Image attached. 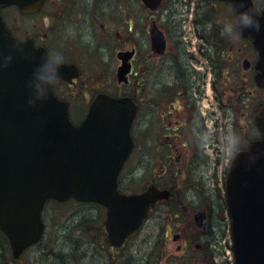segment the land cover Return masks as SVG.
Returning <instances> with one entry per match:
<instances>
[{
	"label": "flooded vegetation",
	"instance_id": "1",
	"mask_svg": "<svg viewBox=\"0 0 264 264\" xmlns=\"http://www.w3.org/2000/svg\"><path fill=\"white\" fill-rule=\"evenodd\" d=\"M252 2L260 15L264 2L262 7ZM234 16L231 4L218 0H43L28 14L16 6L0 8L16 40L62 54L66 72L53 94L67 106L74 126L85 121L100 96L136 108L134 149L117 192L135 196L154 187L169 195L151 208L139 233L117 248L108 241L107 209L80 204L94 210L92 233L110 250L128 248L155 224L162 206L170 211L177 256L164 253L143 264H191V251L200 264H214L219 248L231 241L225 189L235 156L228 140L238 138L242 152L259 141L255 117L264 107L254 38L222 34L223 23ZM28 19L36 23L27 31ZM58 28L67 38L59 35L56 43L52 35ZM138 146L143 183L133 189L134 178L123 174Z\"/></svg>",
	"mask_w": 264,
	"mask_h": 264
},
{
	"label": "water",
	"instance_id": "2",
	"mask_svg": "<svg viewBox=\"0 0 264 264\" xmlns=\"http://www.w3.org/2000/svg\"><path fill=\"white\" fill-rule=\"evenodd\" d=\"M220 1L232 8L239 4ZM42 2L0 0V8L16 6L28 14L37 12ZM248 6L253 7L251 0ZM259 17L264 23V10ZM244 33L255 40L264 79V30ZM43 53L16 40L0 17V65H6L0 66V232L14 260L43 237L47 201L104 206L108 241L120 247L138 233L155 202L169 195L153 187L135 196L117 192V179L134 147L133 103L100 96L78 126L70 122L68 108L55 98L53 88L47 100L27 103L36 99L33 72L44 62ZM65 72L61 66L60 77ZM47 87L42 85L45 91ZM255 122L261 139L234 158L226 181L234 264H264V107Z\"/></svg>",
	"mask_w": 264,
	"mask_h": 264
},
{
	"label": "rangeland",
	"instance_id": "3",
	"mask_svg": "<svg viewBox=\"0 0 264 264\" xmlns=\"http://www.w3.org/2000/svg\"><path fill=\"white\" fill-rule=\"evenodd\" d=\"M255 1L259 7H262L264 0ZM27 22L29 26L25 29L28 31L29 27L36 22L29 19ZM69 27H72V24ZM55 32L52 36L56 43L59 40V35L67 38L66 31L63 28H58ZM68 33L71 34V30H68ZM136 138L139 142L138 135H136ZM140 155L141 152L138 146L123 174L134 178L133 189H138L139 186L141 188L143 183L140 179L142 170L138 163ZM58 205L54 202L46 204L42 215L45 224L44 236L37 245L23 254L17 264H56V254H63L64 264H143L145 258H155L158 254L163 255L165 253V255L177 256L175 255L177 242L173 239V227L170 221L172 218L169 215L170 211L168 212L167 206H162L155 212L157 216L155 224H149L142 235L129 244L128 248L115 252L103 244L96 233H92L94 210L91 207L81 206L75 202ZM165 234L167 237H165ZM163 236L166 244L162 243ZM229 245L227 239L225 246L219 248L220 252L215 257L214 264H233ZM191 253L195 256L190 263L200 264L199 254H194L193 251ZM163 263L162 260L161 264Z\"/></svg>",
	"mask_w": 264,
	"mask_h": 264
},
{
	"label": "clouds",
	"instance_id": "4",
	"mask_svg": "<svg viewBox=\"0 0 264 264\" xmlns=\"http://www.w3.org/2000/svg\"><path fill=\"white\" fill-rule=\"evenodd\" d=\"M247 2L248 0H239V4H233L235 16L231 19L226 20L222 25V34L226 37L242 36L244 31L247 29H252L257 33H260L262 30H264V23H262V20L257 15L255 9L251 6L245 7ZM11 59L12 57L11 55H9L7 57V60L10 61ZM41 60H43L44 62L40 64L33 72V81H37V83H35L34 85L36 99L30 98L27 101L29 105H34L36 103V100H47L51 94L52 88L61 78L60 68L63 64V56L61 53L45 52L41 54ZM31 83L32 82H30V84ZM42 85L48 86L46 91L42 88ZM227 146L234 156H238L242 152L240 141L236 137L230 138L228 140ZM258 156L259 153L251 156L253 162Z\"/></svg>",
	"mask_w": 264,
	"mask_h": 264
},
{
	"label": "trees",
	"instance_id": "5",
	"mask_svg": "<svg viewBox=\"0 0 264 264\" xmlns=\"http://www.w3.org/2000/svg\"><path fill=\"white\" fill-rule=\"evenodd\" d=\"M62 255L63 254L55 255L56 264H64V257ZM158 256H160V254L155 256V258H157ZM17 262L18 261L12 259L8 241L5 236L0 232V264H17Z\"/></svg>",
	"mask_w": 264,
	"mask_h": 264
}]
</instances>
